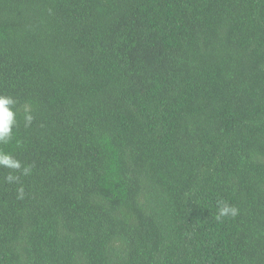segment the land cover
Returning <instances> with one entry per match:
<instances>
[{
    "label": "trees",
    "instance_id": "1",
    "mask_svg": "<svg viewBox=\"0 0 264 264\" xmlns=\"http://www.w3.org/2000/svg\"><path fill=\"white\" fill-rule=\"evenodd\" d=\"M0 95V264H264V0H0Z\"/></svg>",
    "mask_w": 264,
    "mask_h": 264
},
{
    "label": "clouds",
    "instance_id": "2",
    "mask_svg": "<svg viewBox=\"0 0 264 264\" xmlns=\"http://www.w3.org/2000/svg\"><path fill=\"white\" fill-rule=\"evenodd\" d=\"M16 101L13 97L7 95H0V145L7 144L11 141L13 135V128L16 126V112L13 110ZM26 126L32 122V115L26 114L25 117ZM0 168L8 169V175L5 176V182L19 183L21 176H28L31 174V165H22V163L16 159L13 155L0 151ZM15 173H19L16 175ZM18 199H23L24 188H17ZM218 214L217 220L221 218L235 217L238 214V209L235 206L229 205L223 200L217 201Z\"/></svg>",
    "mask_w": 264,
    "mask_h": 264
}]
</instances>
